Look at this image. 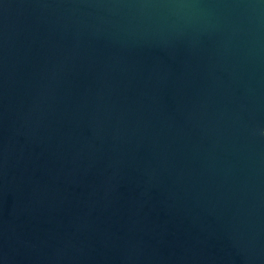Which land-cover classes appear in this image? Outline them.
<instances>
[{"label":"water","instance_id":"water-1","mask_svg":"<svg viewBox=\"0 0 264 264\" xmlns=\"http://www.w3.org/2000/svg\"><path fill=\"white\" fill-rule=\"evenodd\" d=\"M0 264H264V0H0Z\"/></svg>","mask_w":264,"mask_h":264}]
</instances>
